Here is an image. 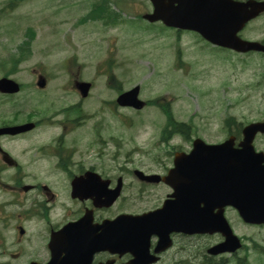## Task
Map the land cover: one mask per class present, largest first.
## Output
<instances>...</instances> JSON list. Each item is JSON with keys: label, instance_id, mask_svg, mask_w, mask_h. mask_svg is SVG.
<instances>
[{"label": "rangeland", "instance_id": "rangeland-1", "mask_svg": "<svg viewBox=\"0 0 264 264\" xmlns=\"http://www.w3.org/2000/svg\"><path fill=\"white\" fill-rule=\"evenodd\" d=\"M7 1L0 0V78L5 72L3 65L13 70L14 64L9 59L19 54L18 47L25 41L28 28L34 30L35 37L32 39V56L17 66L18 73L11 76L25 88L16 97H0V123L3 120L26 123L31 117L32 122L48 120L59 110V119L63 121V110L80 99L65 92L69 77L63 66L70 58L76 57L78 66L73 68L78 69L85 81L94 83L92 97L82 104V116L87 113L94 119L83 121L72 130L63 147L72 153L71 159L85 168H100L114 176L121 175V169L160 171L171 167L176 152L186 151L190 146L178 136L169 145L159 143L166 117L158 108H147L140 114L131 109L119 108L115 113L104 109L102 103L113 106L119 95V91L112 88L113 83L109 86L110 82L104 76L105 68L100 65L109 58H112L114 73L123 91L140 85L143 100L163 97L172 103L174 119L193 127L191 140L201 137L209 143L222 141L226 131L219 129H225V122L231 117H235L237 123L264 118V61L256 54L251 58L236 59L233 54L220 50V54L233 58L214 56L199 50L202 45L198 39L184 33L178 35L175 31L171 34L170 29L160 25L153 29L144 28L146 23L139 19L132 27L140 28L141 32L132 31L126 24L117 29L104 28L101 21H88L78 27L99 0H33L9 14L1 11ZM113 5L121 12L126 9L135 14L140 10L143 13L152 10L146 0L128 6L122 0H114ZM135 14L128 15L136 17ZM250 29L251 38L264 40V18L252 24ZM178 50H181L180 68H189L185 79H177L181 76L176 72H182L176 62ZM14 59L18 61V58ZM41 68L51 78L46 88L49 95L38 93L36 71ZM108 69L112 72V68ZM96 129L101 131L100 135ZM57 135V129L41 126L26 136V140L18 139L13 143L3 140L7 142L4 148L13 157L24 160V172L39 177L42 172L38 171L44 170L40 169L43 164L36 161L34 153L41 145L54 144ZM99 140L105 141V145ZM258 148L264 150V138L258 141ZM27 149H30L29 153ZM52 176L57 180L61 175ZM166 193L168 189L163 186L143 189L133 184L132 188L125 189V197L112 210L144 211L149 209L148 205L159 206ZM107 215L111 217L113 214L109 211ZM231 219L240 234L255 241L263 239L264 231L258 234L257 229H247L236 218ZM213 240H206V243L217 242ZM199 244L198 248L202 249V243ZM196 249L190 246L186 251L188 264H201ZM251 263L264 264V257L252 258Z\"/></svg>", "mask_w": 264, "mask_h": 264}, {"label": "flooded vegetation", "instance_id": "flooded-vegetation-1", "mask_svg": "<svg viewBox=\"0 0 264 264\" xmlns=\"http://www.w3.org/2000/svg\"><path fill=\"white\" fill-rule=\"evenodd\" d=\"M237 136L235 135V138L238 141ZM46 158L52 162V167L38 171L42 172V176L31 177L29 173L24 172L18 161H9L8 158L5 159V154L0 153V246L6 252H10V260L1 264H29L31 258H39L41 263H46V258L50 257L48 244L53 232L70 223L78 222L89 212L92 213L94 225H102L110 219L107 213L111 209L103 206L96 208L92 196H87L86 191L80 196H72L73 187L78 183L75 179L78 177L83 178L82 182L86 187H94L95 182L90 176L95 172L93 168H79L77 162H73L70 157ZM163 173V171H151L148 174ZM59 174L61 176L54 180L52 175L57 177ZM98 174L103 180H110L109 174L106 176L104 172ZM127 181L131 188L133 184L143 189L152 187L135 176ZM101 183L102 181L96 180V184ZM139 192L144 193V191ZM148 208L140 212L119 211L117 215L122 213L141 215L158 210L160 207L148 205ZM140 227L144 234L152 230L158 235L165 236L168 231L169 239L159 246V237L153 234L150 237L149 254L139 263H133L134 256L130 252L111 254L101 250L96 252L87 264H188L185 254L190 246L193 247V243L194 248H197L198 256L204 254L206 243L204 238L199 236L196 241L191 242V238L187 235L168 230L161 219L156 220L154 225H140ZM200 242L202 249L198 248ZM166 245H169L168 248L162 250ZM97 247L96 244L89 248ZM157 249L160 251L156 252ZM178 257H181L180 260L176 259Z\"/></svg>", "mask_w": 264, "mask_h": 264}, {"label": "water", "instance_id": "water-1", "mask_svg": "<svg viewBox=\"0 0 264 264\" xmlns=\"http://www.w3.org/2000/svg\"><path fill=\"white\" fill-rule=\"evenodd\" d=\"M154 2H162L157 6V11L154 15H148L146 18H148L150 21H156V20H163L165 24L170 26H177L180 28H189V29H195L200 31V33L205 37L210 39L213 42H216L218 44L228 46L231 48H235L237 50H250V49H257L258 45L256 44H250L247 42H244L240 39H237L235 37V31L239 30L246 22L249 20L255 18L259 13L264 11V3L255 5L256 3H249L247 7H251V10L245 7V5L240 6H228L223 5L222 6V12H221V25L219 29L216 31L214 30L213 26H211L209 23L212 20L211 14L213 16L214 9L211 11L205 3L208 0H187L186 3H190L191 6L187 5L184 2L183 8H174L172 11H169L165 1L163 0H153ZM255 5V6H254ZM211 19V20H210ZM205 22V23H204ZM86 89L88 90V86H86ZM19 91V87L13 83L12 81H8L6 79H3L0 81V92L2 93H17ZM139 92V88H136L134 91L124 95L122 99L127 97H133V99L137 98ZM121 104H126L122 103ZM140 105H142L140 103ZM31 127L27 128L30 129ZM258 131H261L264 133V125H254L251 126L250 129L247 131L245 135V141L242 144V150H231L229 146H231V143L229 146L225 145L224 147L219 146H198L201 147L194 151L192 157H237L238 162H243L245 164H248L247 167L252 168L253 166H256L254 164H259L264 161V154L255 153V150L252 146V142L254 140V137ZM20 132V128H14V129H8L3 130L0 132L2 133H11L16 134ZM177 157H183V155H177ZM252 164V165H250ZM179 168H181L179 166ZM226 170L229 171L230 175L234 178L237 176H240L241 171H243L242 167H232V168H226ZM209 177H211L213 180L206 181L203 188L199 186L198 193H194L195 197L194 199H191L190 202H197V201H205L206 207L200 211L198 214L197 208L190 207L188 208V214L189 216H194L193 220H191L189 223L186 221V219L183 217L182 213H180L178 217V222L176 226H178V229H189L192 227V224H197L198 219L196 217L204 215V221H202L201 226L194 225V228L199 227L200 232L204 233H212L220 230V226L217 224V219L212 214L213 206L209 205V201L215 200L216 203L220 200L221 196L225 193L228 194V190H225L224 192H221L218 187L219 181L217 180V175L215 172V166H212V170L208 171ZM255 179V177H254ZM239 184V183H238ZM248 188L247 190L242 187L241 192L237 193V197L235 198V201L237 202L236 206L238 207L241 215L247 222L251 223H264V171H262L260 174L257 173L256 181L247 184ZM113 194L110 195V204H113V202L116 200V198L119 195V189L117 192H111ZM198 214V215H197ZM196 215V216H195ZM132 219L129 218H120L116 222H111L114 224H110V227L125 223L129 224L132 223ZM114 231L116 229H110V236L107 238V244L110 250H117L120 249L123 246H120L122 242V239L118 236V234H115ZM127 244L130 243V241L125 242ZM52 264H55L54 261Z\"/></svg>", "mask_w": 264, "mask_h": 264}, {"label": "trees", "instance_id": "trees-1", "mask_svg": "<svg viewBox=\"0 0 264 264\" xmlns=\"http://www.w3.org/2000/svg\"><path fill=\"white\" fill-rule=\"evenodd\" d=\"M166 113L168 114V117L170 118V122H169V125H168V128H170L171 130L169 131H165L163 133L164 137H167L169 138L173 133L175 132H184L185 133V127L183 125H177L173 120L172 118L170 117L169 113L166 111ZM179 131H178V130ZM168 130V129H167Z\"/></svg>", "mask_w": 264, "mask_h": 264}]
</instances>
